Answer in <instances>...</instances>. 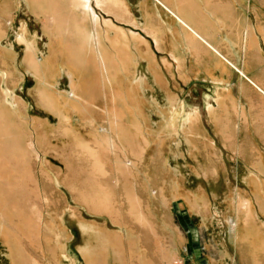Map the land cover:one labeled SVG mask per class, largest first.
I'll use <instances>...</instances> for the list:
<instances>
[{
	"label": "rangeland",
	"instance_id": "rangeland-1",
	"mask_svg": "<svg viewBox=\"0 0 264 264\" xmlns=\"http://www.w3.org/2000/svg\"><path fill=\"white\" fill-rule=\"evenodd\" d=\"M0 5L4 6L3 10L0 8V187H2L0 188V264H39L40 261H43V264H68L70 255H76L74 249L82 241L80 253L86 264H92L88 263L89 260H86L81 250L86 246L94 245L96 241L89 237L81 224L102 229L107 235H120L122 244H124L123 233L121 231L109 233L104 224L108 229H116L117 225L119 228L124 226L129 234H133L128 238V245L132 248L131 251L134 253L132 255L135 257H130L131 252L128 253L129 259L126 261L129 263L135 260L139 264H154L155 260L156 264L162 262L163 264H264V236L256 233L249 235L242 233L240 237L235 235L238 231L244 230L242 225L245 221L238 217V200L245 195L246 198L253 199L252 189L243 180L248 175L246 167L231 159L221 166V159L218 158L219 168H217L214 141L210 140V145L202 147L200 144L202 141L198 140L202 135L199 134L198 129H189L183 124L180 109L172 108L165 91L153 80L146 60L140 57L136 63L132 60L135 49L132 48L134 50L130 52L129 45L125 46L119 39V31H113L112 37L106 38L108 44L106 42L101 44L106 49L109 47L107 50L109 66L106 72L103 65L96 63L95 59L88 60L91 54H95L94 39L90 45H85L77 37L72 41L66 36L63 39L59 38L58 31V34L61 32L65 35L72 30L57 31L46 28L45 23L48 20L44 13L43 16L47 21L42 20L43 30L48 32L50 37L47 51H44L42 44L44 35L39 20L29 14L22 0H0ZM128 6L129 18L132 21H139L140 16L135 3L128 0ZM22 26L26 27L34 39L35 46L36 40L41 42L38 45L40 48L36 46V49L44 64L39 70L42 83L37 80L38 74L33 68L28 66L29 70L24 66V63L27 64L25 61L23 63L25 45L19 42ZM132 30L139 33L144 40H151L145 31L136 27ZM98 31L92 29L90 33L98 34ZM127 33L134 35L130 30H127ZM45 34L47 36V33ZM94 36L98 37V35ZM102 38L105 37L101 33L100 39ZM152 50L170 80L169 86L179 91L180 98L188 96L187 90L194 94L202 93L198 78L191 77L188 84L180 85L181 80L178 77L168 74V65L163 62V59H167L166 55L154 43ZM126 53H129V56ZM64 55H68L73 63L95 64L96 79L104 77L105 83L101 86L95 85L94 89L91 86L88 89L83 85L80 87L79 83L75 88L76 94L80 90L84 97L93 90L91 103H95L96 108L93 112L90 108L82 109V105L77 104L81 98L73 99L69 96L72 87L70 79L63 71L66 76L63 75L60 80V89L66 91L55 95L53 88L51 90L50 87L56 82V76L62 70ZM50 63L51 67L47 68L45 65ZM124 71H131L132 78H122L120 74ZM28 72L35 77V83L29 75L27 79L23 77L19 80ZM89 75L92 76L90 73ZM134 76L139 82L138 80L132 82ZM14 82L15 90L11 87ZM130 83L137 85L134 88L138 87L136 109L128 101L127 109L121 102L117 105L111 100L105 102L103 88L111 94L109 90L112 91L115 85L114 92L119 93L122 89L126 91L129 88L133 89V86H129ZM39 90L41 92H38ZM96 92L101 95L99 101H95ZM62 97L64 102L66 100L69 104L65 109L69 112L68 117L64 110L58 108L59 104L55 101L56 98L63 102ZM19 102H24L23 106L25 103L30 104L34 115H41L38 105L54 113L59 110L58 115L63 119L55 114L62 125L70 124L71 109L78 112L79 118L74 119L75 126L80 132L79 134L75 131L79 139L74 140L78 156H71L69 142L59 140L57 148L59 155L52 153L48 155V159L53 169L60 171L57 173H60L63 179L72 178L79 181L78 185L71 184L69 189L78 201L96 212L86 211L80 205V212L83 213L84 218L96 222L94 224L79 221L81 237L76 231V222L70 215H66L65 219L66 225L73 232L70 239L66 229L61 230V235L55 234L50 225L38 221L34 227L40 226V232L44 236L28 237L29 223L25 219L28 217V211H31V203L26 188L22 184L10 190L8 188L10 184L2 182L8 179L13 160L8 155L10 142L7 139L11 136L9 132L13 130L7 118L20 112L22 107ZM83 107L86 108V105L83 104ZM20 115L17 114L18 117ZM92 116L98 122L91 126L87 125V120ZM22 117L26 125L27 118L30 120L34 133L35 130L37 131L38 145L34 142L36 148L32 152L29 146L30 133L24 127V130L19 131L12 140L14 153L22 160L35 159L40 166L44 159V147L53 143L47 137L51 125L44 118L33 115L27 117L24 113ZM66 117L67 120H64ZM109 117L111 120L115 119V124L105 125ZM118 123L120 128L117 127ZM204 127L207 132L210 131L209 126ZM68 158L72 160L70 169L67 166L70 164ZM57 173L52 174L60 175ZM251 180L259 181L257 178ZM17 182L18 179H15L16 184ZM64 191L67 192L64 196L73 205L76 201L71 197L68 189L62 186V193ZM254 209V219L259 223L254 222L264 225V213L260 211L259 205L255 203ZM145 220L146 223H143ZM61 240L62 244H60ZM51 244H60L62 250L68 251L66 254H59V261L56 263L53 259L57 260L58 248H49ZM46 250H49L50 255ZM142 251L143 259L139 256ZM147 255L148 259L152 257L151 262L147 259ZM78 260L81 262V258Z\"/></svg>",
	"mask_w": 264,
	"mask_h": 264
},
{
	"label": "crops",
	"instance_id": "crops-1",
	"mask_svg": "<svg viewBox=\"0 0 264 264\" xmlns=\"http://www.w3.org/2000/svg\"><path fill=\"white\" fill-rule=\"evenodd\" d=\"M40 1V7L35 8L37 5L29 3L28 0H22L29 14L39 20L44 35L42 37L44 51H47L46 47L50 42L48 32L43 30L42 20H46L43 16L44 13H47L46 18L48 20L45 21L46 28H53L57 31L70 29L76 34L71 31L72 33L64 35L61 32L58 34V31L57 35L62 39L66 36L69 41L77 37L85 45H90L93 39H100L101 33L103 37L107 34L106 37H109L114 33L113 31H119V39L122 43L125 46L129 45L131 50L132 48L135 49L132 60L135 63L139 57L146 60V65L153 80L165 91L167 98L172 103V108L180 109L183 124H186L189 129H198L199 134L202 135L198 138L200 142L202 141L200 143L202 147L210 145V140H213L216 146L214 156L217 161L218 158L221 159V166L225 165L228 159H231L246 167L245 170L248 175L243 180L247 185L248 181L254 182L251 178H257L264 183V0H157L161 4L159 3L156 8H150L147 11L150 20L146 18L145 7L143 8L141 5L142 0H132L140 16L139 21H132L129 18L128 0H99V5H97L96 0H90V6L94 9L93 12L97 21H95L93 14L86 11L83 0ZM49 17L52 24L49 23ZM134 27L145 31L152 41L144 40L139 33L132 30ZM92 29L99 30L98 37L90 33ZM127 30L132 31L134 35L128 34ZM44 32L47 33V36ZM40 43L36 40L37 47ZM153 43L166 55L167 59H163V62L168 65V74L178 77L181 80L180 85L182 83L188 84L191 77L198 78L202 93L194 94L187 90L188 96L180 98L179 91H175L169 86L170 80L158 57L153 53ZM207 44L215 50H211V47L209 48ZM126 55L129 56V53H126ZM28 75L35 83V77L29 72L25 73L19 80L23 77L27 79ZM63 75L65 74L61 70L56 76V82L50 87L51 90L53 88L55 95L66 91L60 89V80ZM137 80L134 76L132 82L135 83ZM15 85L16 83L11 84V87L14 89ZM137 90L138 87L127 89L128 92L126 89L119 91L120 96L118 95V97L123 107L127 109L128 101L136 109ZM97 92L94 95L95 101L101 99L100 93ZM103 93L106 103L109 100L113 101V94H108L104 88ZM59 97L61 96L59 95ZM55 101L59 104L58 108L64 110L67 115L69 112L65 109L69 104L66 103V100L64 102L62 97L63 102L56 98ZM23 103L19 102L22 107V109L19 107L20 112H16L13 117L9 116L7 118L13 130L9 132L11 136L7 139L10 142L8 155L13 160L8 179L6 181L1 180L3 183L10 184V187H8L10 190L16 189L22 184L26 188L31 203V211H28V217L25 219L29 223L27 228L28 237L44 236L40 232V226L38 228L34 227V224L38 221L50 225L55 234L61 235V230L66 229L69 232L70 239L73 232L65 223L66 215L73 217L76 222V231L81 237L79 221L83 220L94 224L96 222L84 218L83 213L80 212V205L86 211L96 212L91 211L84 203L78 201L69 189L71 184L78 185L79 181L72 178L70 180L63 179V176L57 173L60 171L53 169L48 159V155H52V153L59 155L57 149L59 140L69 142L71 156H78L75 149L76 144L74 143V140L79 139L78 133L80 134L74 120L79 118L78 112L71 109L70 124L62 125L56 116L59 110H56L55 114L51 110L38 105L40 107L38 111L41 115H34L31 111L32 106L26 103L23 106ZM77 104L82 105V109L87 110L90 108L92 112L96 109L94 107L95 103H91L86 98H81ZM83 104L86 105V108L83 107ZM55 106L57 105L55 104ZM18 113L21 114L20 117L17 116ZM22 113L27 117L33 115L44 118L51 125L47 137L53 143H49L44 147V159H42L43 163L40 166L35 162V159L22 160L19 155L14 153L12 140L18 135L19 131L24 130V127L30 133L31 141L35 139L30 120L27 118L26 125ZM67 117L64 120H67ZM96 122L98 121L92 116L86 124L91 126ZM113 123L115 124V119L111 120V117H109L105 125ZM205 125L209 126L210 131L207 132ZM75 131H78V133ZM68 162L70 164L67 166L70 169L72 160L68 158ZM216 165L219 168V161ZM53 172L60 175L54 176ZM15 179H18L17 184ZM62 186L68 189L71 197L76 201L73 205L64 196L67 195V192L62 193ZM62 198L65 200L63 201ZM258 217L260 218L259 215ZM143 223H146V220ZM87 226L90 225L87 224ZM104 226L107 232L112 234L121 231L124 235V244H122L120 235H107L102 229L90 226L89 237L96 243L81 250L86 260H89L88 263L139 264L135 260L130 263L126 261L129 259L128 253L130 252V257H135L132 255L134 254L131 251L132 248L128 245V238L132 237L133 234H129L124 226L119 228L117 225L116 229H108L105 224ZM60 244H62V240ZM60 244L49 245V248H58L56 250L57 260L50 256L55 263L59 261V254L68 253L67 250H62ZM81 246H83V241L74 249L76 255H70L68 264H86L79 250ZM172 246L176 249L173 244ZM46 251L50 255L49 250ZM142 254L143 251L139 256L143 259ZM78 258H81V262ZM151 259L152 257L148 260L151 262ZM39 264H43V261H40ZM154 264H156L155 260ZM160 264H163V262Z\"/></svg>",
	"mask_w": 264,
	"mask_h": 264
},
{
	"label": "bare ground",
	"instance_id": "bare-ground-1",
	"mask_svg": "<svg viewBox=\"0 0 264 264\" xmlns=\"http://www.w3.org/2000/svg\"><path fill=\"white\" fill-rule=\"evenodd\" d=\"M83 1H84V8L86 9V11L89 14L90 13L93 14V16L95 18V21H97L96 20V15L93 12L94 9H92L91 6H90V0H83ZM28 2L32 3L34 5H37L35 8H38V7H40L39 4H40L41 1L40 0H34V1L28 0ZM96 2H97V5H99V3H100L99 0H96ZM159 3L160 2H157V0H142L141 1V5L143 6V8L145 7L144 10H146V18H147V20H150L149 19L150 16L147 13V11H149L150 8H153V9H154V7L156 8ZM3 5H0V8L2 10H3L4 6H5V5L4 6ZM49 21H51L50 17H49ZM95 35H97L96 32H95ZM194 35H196V34H194ZM106 38H108V37L105 36L104 39L103 38L102 39L97 38V40L96 39L94 40L95 54H91L88 57V60L92 61V60L95 59L96 63L98 62L99 64L103 65V68H105V71L107 72V68L109 66V63H108V58L109 57H107V50H108L109 47L106 49L104 46H101V44H105V42L108 44ZM33 40L34 39L31 37V35L27 31L26 27L22 26L21 32L19 33V42L24 43V45H25V53H24L23 63L25 61L27 64L24 63V66L27 67L29 70H30V68H33L35 73L37 72V74H38L37 80H39V82L42 83V80H40L41 79V74L39 73V70H40L41 67H44V64H42V59L39 58L40 56L38 55V51L36 49V46H35V43L33 42ZM199 40H202V39L199 38ZM69 43L73 44L72 42H69ZM207 46L209 48L211 47L210 48L211 50H213V51L215 50L212 46H210L208 44H207ZM128 48H129L130 52H132L134 50V49L131 50L130 46H128ZM215 52L217 53V51H215ZM45 63H46V61H45ZM45 66L47 68H50L51 67V63L50 64H46ZM62 71L70 79V85L72 87V90H71L69 96L71 98H73V99H77L78 97L79 98H86L87 100L89 99L90 102L93 99V96L91 95L93 90H91L89 95H88V93H86V95H87L86 97L82 96V93H81L80 90H79V93L76 94L75 88H76V85L78 83H79L80 87L83 85L87 89L89 88V86H91L92 89H94L95 85L96 86H99V85L101 86L102 83H105L104 77L100 78V79L99 78L96 79L95 73L97 71V68H96L95 64L89 63V62L88 63L87 62L86 63H73V62H71L70 57L68 55H64V62H63V66H62ZM89 73L92 76H90ZM106 75H107V73H106ZM120 75L122 76V78L123 77L128 78V79L132 78V72L131 71L121 72ZM129 86L130 87L133 86V89H135L134 87H136L137 85H133V84L131 85V83H130ZM112 89H113L112 91L111 90H109V91L114 96L113 104L117 105V103L120 102V99L118 97V95L120 96V94L114 92L115 85H113ZM129 89H131V88H129ZM38 92H41V91L39 90ZM106 96H108V95H106ZM115 100H116V102H115ZM192 112H193V110H192ZM190 114L192 115V113H190ZM195 114H196V112H195ZM117 127L120 128L119 123L117 124ZM37 136H38V133L35 130V139H32V141L34 140L33 142H35L36 144L38 142ZM38 138H39V136H38ZM32 141H31V138H30L29 146H30L31 151L34 152L36 147H35V145H34V143ZM248 185H249V188L252 189L253 199L246 198L245 197L246 195L245 196L242 195L243 197L239 198V200H238L239 208L237 209L238 210V217H239V219H244L245 221H244V224L242 223L243 224L242 226L244 227V230L243 231H238L235 235H236V237H240V236H242V233H244L246 235L255 234L256 233V234H260V235L264 236V225H259L258 224L259 221H256L254 219L255 218V215H254V213H255L254 212L255 203L257 205H259L260 211L264 213V185L261 184L259 181H254L252 183L250 181H248ZM252 219H254V220H252ZM254 221H256L258 223H255ZM81 226H82V229H84L87 233L89 232L90 226H87V224H83V225L81 224ZM196 234H198V232ZM198 238H199V236H198ZM253 251L255 252V250H253Z\"/></svg>",
	"mask_w": 264,
	"mask_h": 264
}]
</instances>
